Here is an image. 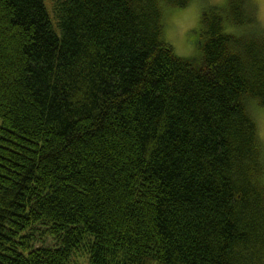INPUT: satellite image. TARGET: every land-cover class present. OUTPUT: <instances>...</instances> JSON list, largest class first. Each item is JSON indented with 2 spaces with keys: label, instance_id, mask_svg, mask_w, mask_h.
<instances>
[{
  "label": "trees",
  "instance_id": "16d2710c",
  "mask_svg": "<svg viewBox=\"0 0 264 264\" xmlns=\"http://www.w3.org/2000/svg\"><path fill=\"white\" fill-rule=\"evenodd\" d=\"M190 1L0 0V264H264V26L208 6L178 56Z\"/></svg>",
  "mask_w": 264,
  "mask_h": 264
},
{
  "label": "rangeland",
  "instance_id": "374dc122",
  "mask_svg": "<svg viewBox=\"0 0 264 264\" xmlns=\"http://www.w3.org/2000/svg\"><path fill=\"white\" fill-rule=\"evenodd\" d=\"M226 0H191L184 7H170L163 13V33L165 40L172 46L174 52L185 58H198L200 51L196 45L199 35V17L201 11L212 5H222ZM260 26H264V0H252ZM50 12L53 0H45ZM165 16V17H164ZM248 30V28H246ZM249 112L254 116L260 143L264 145V107L255 104L249 106ZM80 261L83 256L79 253ZM83 257V258H82Z\"/></svg>",
  "mask_w": 264,
  "mask_h": 264
}]
</instances>
